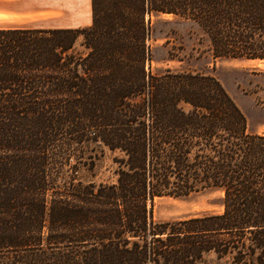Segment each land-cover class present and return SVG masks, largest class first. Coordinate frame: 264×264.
Listing matches in <instances>:
<instances>
[{"label": "trees", "instance_id": "1", "mask_svg": "<svg viewBox=\"0 0 264 264\" xmlns=\"http://www.w3.org/2000/svg\"><path fill=\"white\" fill-rule=\"evenodd\" d=\"M91 9L83 29H0V264H264V135L213 76L151 73L146 43V17L173 15L215 57L264 61V0ZM92 144L120 154L115 183L78 178ZM210 189L221 214L153 219L154 199Z\"/></svg>", "mask_w": 264, "mask_h": 264}, {"label": "rangeland", "instance_id": "2", "mask_svg": "<svg viewBox=\"0 0 264 264\" xmlns=\"http://www.w3.org/2000/svg\"><path fill=\"white\" fill-rule=\"evenodd\" d=\"M146 41L151 51L147 68L160 75L172 72H194L213 76L234 100L246 119V131L264 135V61L215 57L210 42L194 22L173 15H152ZM72 53L83 55L86 49L79 37ZM84 155L92 157L80 165L78 178L83 183H115L118 152L101 145H91ZM222 192L210 189L184 197H160L153 201L152 215L157 222H174L223 212ZM202 264H229L218 260L213 253L204 255Z\"/></svg>", "mask_w": 264, "mask_h": 264}, {"label": "crops", "instance_id": "3", "mask_svg": "<svg viewBox=\"0 0 264 264\" xmlns=\"http://www.w3.org/2000/svg\"><path fill=\"white\" fill-rule=\"evenodd\" d=\"M91 23V0H0V29H83Z\"/></svg>", "mask_w": 264, "mask_h": 264}]
</instances>
